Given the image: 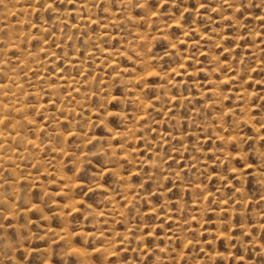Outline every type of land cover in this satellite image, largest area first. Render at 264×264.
Segmentation results:
<instances>
[{"label":"rangeland","instance_id":"obj_1","mask_svg":"<svg viewBox=\"0 0 264 264\" xmlns=\"http://www.w3.org/2000/svg\"><path fill=\"white\" fill-rule=\"evenodd\" d=\"M0 85V264H264V0H0Z\"/></svg>","mask_w":264,"mask_h":264},{"label":"bare ground","instance_id":"obj_2","mask_svg":"<svg viewBox=\"0 0 264 264\" xmlns=\"http://www.w3.org/2000/svg\"><path fill=\"white\" fill-rule=\"evenodd\" d=\"M1 86V85H0ZM5 107V106H4ZM19 107V106H18Z\"/></svg>","mask_w":264,"mask_h":264}]
</instances>
